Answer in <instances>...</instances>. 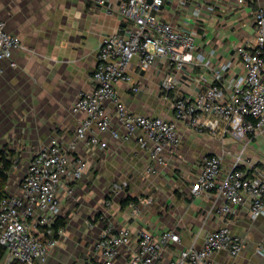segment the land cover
<instances>
[{
    "label": "crops",
    "instance_id": "0c3cea01",
    "mask_svg": "<svg viewBox=\"0 0 264 264\" xmlns=\"http://www.w3.org/2000/svg\"><path fill=\"white\" fill-rule=\"evenodd\" d=\"M260 8L264 9V0H247L245 4L238 0H169L167 20L179 30L195 33L199 48L211 60V68L193 60L186 64L178 94L197 97L213 83V69L227 63L233 64L232 76L245 74L239 50L256 38L254 12ZM0 19L23 44L14 54L18 67L0 63V157L3 152L11 153L18 160L7 188V193L16 194L39 150L53 139H75L76 128L86 116L73 114V102L81 91L92 88L101 43L119 31L121 19L116 11L109 12L90 0H0ZM212 50H216L214 55ZM138 62L134 59L129 74L143 90L135 93L123 83L117 85L125 104L135 113L175 121L170 102L160 95L161 83L172 71L169 61L161 59L147 72H142ZM178 128L182 143L167 151L169 163L155 176L146 171L152 163L151 153L141 148L135 137L116 140L102 133L100 146L79 145L87 162L85 177L71 185V193H60L66 233L45 264L94 259L93 242L109 223L133 233H179L182 242L170 247L158 263L169 264L181 250L194 244L202 247L208 233L226 225V218L231 220L232 234L245 239V248L238 257L216 252L210 263L264 264V255L258 252L264 247V216L251 220L247 210L239 207L222 217L214 208L215 199L192 194L207 156L221 157L225 170L235 165H264V131L257 136L234 137L209 131L198 135L181 122ZM24 164L22 178L13 187V178ZM123 182H128V187L111 198L113 185ZM136 247L135 242L130 250L125 249L117 264H129Z\"/></svg>",
    "mask_w": 264,
    "mask_h": 264
},
{
    "label": "built area",
    "instance_id": "2783aa9c",
    "mask_svg": "<svg viewBox=\"0 0 264 264\" xmlns=\"http://www.w3.org/2000/svg\"><path fill=\"white\" fill-rule=\"evenodd\" d=\"M90 1L109 12L116 11L121 19L120 29L101 43L92 88L81 91L73 102V114L86 116L76 128L75 139H53L44 146L30 161L18 192L7 193L0 199V246L6 249L0 264H45L51 250L60 244L66 233V227L55 229L63 211L60 193H71V185L81 181L86 173L81 143L96 148L102 143V133H109L116 140L135 137L141 148L151 153L152 163L146 171L155 176L169 163L167 151L182 143L178 122L198 135L209 131L243 137L264 131L263 8L254 12L256 38L239 50L245 74L234 77L233 64H224L213 69L211 85L197 97L189 98L177 93L181 71L191 60L211 68V60L199 48L195 33L179 30L167 20L169 0H118V4L115 0ZM22 49L21 39L11 34L6 22L0 19V63L7 61L10 67H18L14 54ZM136 58L142 72L150 71L161 59L169 61L172 71L165 75L160 95L170 102L175 121L135 113L125 104L117 89L119 83L135 93L143 90L129 74ZM11 160L13 165L18 163L17 159ZM128 185L114 184L109 196L112 198ZM192 194L215 199L217 215L225 217L243 207L248 217L256 220L264 216V165H235L225 170L221 157L207 156L192 185ZM230 223L226 218V225L208 233L202 247L194 244L181 250L169 264H211L212 255L220 251L238 257L246 241L232 234ZM135 242L137 247L129 264H158L182 238L174 231L158 235L146 230L133 233L129 228L109 223L93 242L95 258L77 260L75 264H117L122 252L130 250ZM258 252L264 255V247L260 246Z\"/></svg>",
    "mask_w": 264,
    "mask_h": 264
},
{
    "label": "trees",
    "instance_id": "16d2710c",
    "mask_svg": "<svg viewBox=\"0 0 264 264\" xmlns=\"http://www.w3.org/2000/svg\"><path fill=\"white\" fill-rule=\"evenodd\" d=\"M11 153H2L0 157V199L6 196L7 188L9 185L10 171L13 168V162L11 160ZM67 222L65 219H59L55 225V229L65 228ZM6 254V249L0 246V262Z\"/></svg>",
    "mask_w": 264,
    "mask_h": 264
},
{
    "label": "rangeland",
    "instance_id": "374dc122",
    "mask_svg": "<svg viewBox=\"0 0 264 264\" xmlns=\"http://www.w3.org/2000/svg\"><path fill=\"white\" fill-rule=\"evenodd\" d=\"M24 167H26V165L24 164L22 167L20 166L19 171L21 170V172H17L13 178V187H16V184L19 183L20 179L22 178V173L24 170Z\"/></svg>",
    "mask_w": 264,
    "mask_h": 264
}]
</instances>
